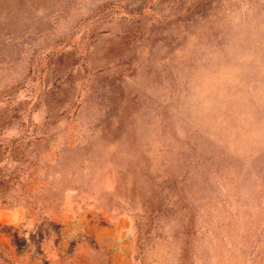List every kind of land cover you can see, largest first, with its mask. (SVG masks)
Wrapping results in <instances>:
<instances>
[{
	"label": "rangeland",
	"instance_id": "374dc122",
	"mask_svg": "<svg viewBox=\"0 0 264 264\" xmlns=\"http://www.w3.org/2000/svg\"><path fill=\"white\" fill-rule=\"evenodd\" d=\"M0 264H264V0H0Z\"/></svg>",
	"mask_w": 264,
	"mask_h": 264
}]
</instances>
